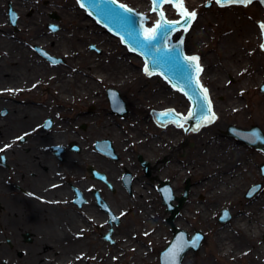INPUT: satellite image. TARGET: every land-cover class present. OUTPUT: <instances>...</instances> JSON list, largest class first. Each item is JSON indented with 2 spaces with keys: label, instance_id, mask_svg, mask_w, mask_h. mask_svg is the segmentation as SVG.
<instances>
[{
  "label": "rangeland",
  "instance_id": "1",
  "mask_svg": "<svg viewBox=\"0 0 264 264\" xmlns=\"http://www.w3.org/2000/svg\"><path fill=\"white\" fill-rule=\"evenodd\" d=\"M117 1L136 10L138 13H144L146 16L144 23L148 27L153 25L149 16L153 15L157 20L156 14H151V6L145 12L141 3L133 0ZM144 1L147 2L148 0H141L142 3ZM51 3H54L55 6H52L51 10H47V7ZM207 3L211 4L208 8L206 7ZM29 4L31 5L30 9L26 12L18 13L11 0H0V18L4 23L3 27L0 28L7 30L11 38L18 41L17 44L20 43L24 46V49L33 54L42 63L46 73L45 76L50 71L58 68L65 71L69 70L67 59L56 55L48 48L32 44L34 35L42 32L48 36H55V42H57L61 39L62 33H64L67 38H71L72 41L76 42L75 44L79 45L77 40L79 38L75 39L74 37L79 29L77 23L78 21H83L84 23L89 18L79 8L75 0H30ZM184 6L189 11L196 13L195 24L190 33L184 36L186 51L189 55L197 54L200 57L208 74L206 77L205 73L204 81L208 83V79L211 83L215 84L213 87L210 86V91L215 103L218 116L217 121L219 120L220 126H212L205 132L195 134V137L194 135L187 137L186 139L189 143L185 148L186 150H184V156H181L179 152L177 154L172 153L171 164L169 163L166 167H158L157 175L155 176L157 178L164 177L165 179H170V182L173 184V191L179 192L178 196L181 193V181L184 176H189L193 184L195 181L205 180L203 187L192 188L186 207V221H183L187 222V226L184 224L186 231L190 235L194 231H200L204 235V240L199 250L194 252L191 250L183 258L189 257L191 264H249V261L244 259L234 262L231 252L227 254L226 250L223 251V249L227 245L231 246L232 241L237 246H243L242 248L244 249L249 245L246 240L236 237V233L240 235L241 230L245 228H243V224L241 225L237 222V229L235 219L239 217L238 219L241 220V218L246 217L245 226H247L251 222H248L252 219L251 214L260 208H264V177L261 175L260 170V166L264 164V154L244 144L246 152L240 163H246L247 167L243 169L242 181L237 185L235 178L237 171H235V167L228 160L232 157L233 153L232 142L229 140L231 137L228 136L227 129L222 128L224 125H233L242 129L257 126L264 133V94L260 91V86L264 84V50L261 49V41L257 40L256 36L250 40L244 39V34L240 35V32H235V24H233L242 23L243 26H247L248 29L257 34L259 32L258 21L264 24V2H255L247 6L237 5L220 8L214 4V0H184ZM9 7H11L17 16L15 25H12L9 20ZM63 7H68V10L69 8L70 10L73 9L78 18L63 17L58 12L59 8ZM143 7H145V3ZM88 21L91 23L92 20ZM87 24L89 26V22ZM55 27L57 29L53 30L52 28ZM93 27L95 31H103L96 24ZM179 35H176L175 38ZM112 39L114 41H107L111 44L109 56L108 54L102 56L103 52L98 43H88L84 45V48L93 54L96 60L100 59L101 63L106 66L109 65L110 60L115 55L114 59L116 61H123L129 69L136 72L134 74L135 82L131 83L128 81L129 78H126L127 76L124 74L122 76L119 74L116 80H108L111 83L119 81L121 87L109 84L107 81L98 83L94 80L97 91L88 92L84 97L76 94L75 89L77 84H71L68 89L66 87L59 90L58 88H53V84L51 82L48 83L47 78H44L40 84L34 83L30 86H24V88L16 87L15 93L13 92L15 95L11 94L12 90L0 89V95H9L12 99L9 101L46 109L45 114H41L38 120L36 119L32 123L23 126L20 130L14 132L13 135L18 134V131H29L31 126L36 123L39 124V130L46 131L45 128V130L43 129V124L46 120H51L52 124L47 128V131H52L53 129L54 132L59 133L66 127L67 133L78 134L76 140L70 141L69 139L65 141L62 137L58 139L60 143L55 144V147L58 145L63 148L66 156L67 153L76 156V162H78L79 157L77 153L70 150L71 144L79 146L82 151L84 150L83 148H88L89 151H92L94 149V141L104 138L110 139L112 134H106L100 130L104 120L108 121L109 125L115 126L121 139L133 140L130 145L122 144V149L129 148V151L137 150L136 135L138 133H141L146 141L153 137H156V140L158 138L163 140L165 136H172L173 142L175 141L180 144V132L173 128L165 130L156 128L150 118V113L152 110L165 108H173L178 112H184L187 107L185 99L179 93L169 88L157 76L143 78L141 74L143 72L142 61L135 56L130 58L129 53L122 47L120 41L115 38ZM40 51L56 60L57 63L55 64L47 60ZM11 66V64L4 61L0 63V68L3 69ZM83 68L85 67H81L78 71ZM40 74L32 76L30 80L41 76ZM2 86L0 85V88ZM109 88L116 90L122 102L126 105L127 112L121 118L111 115V108L106 97V91ZM3 99L7 100V98ZM88 99H91V102H88ZM235 102L240 103L239 107L234 105ZM3 110L4 108L0 110V113ZM82 115L85 117H82ZM79 119L83 121H78ZM53 122L56 126L54 125L51 129ZM214 137L216 138L212 142L213 146L211 144L209 147H206V141H210V138L213 139ZM40 139L38 138V141ZM231 139L237 142L236 139ZM84 141L87 143L83 144ZM54 142L57 143L55 140ZM190 143L192 144L191 146H189ZM39 147L47 150L46 146ZM221 148L223 149L220 150ZM207 150L210 157L215 158L216 166L213 169L209 167L201 168L202 165L206 166L203 151ZM197 156H200V158ZM203 156L204 159H202ZM183 159L187 161L180 164L179 161ZM57 162L62 166L65 161ZM195 162H197L199 168L194 165ZM220 163L221 165L218 166ZM76 166L80 168V172L84 168V165L80 163H76ZM223 166L226 167L222 168ZM56 168L55 170H57ZM186 168L187 172L184 171ZM215 169L219 174L225 170L228 171L229 176H227V180L230 181L228 187H215L213 182L208 181L212 178ZM256 184H260V190L251 197H246L250 188ZM245 185L246 187L242 189L241 186ZM258 197L261 198L256 200ZM256 203H260V205ZM61 207L59 203H55V216L60 220L66 218L64 214L69 213L67 206ZM201 207L204 208L203 213ZM161 209L159 198L156 196L151 206V221L154 226L150 229L152 233L150 232L148 235H144L146 234L144 231L147 232V229L141 225L139 220L136 222L137 226L139 224V228L134 229V231L133 229L130 230L125 234L126 236L123 237V235L115 234L113 236L115 239L114 244L105 241L100 234L80 230V227H78L72 229L73 231L71 230V232H76V236L82 240V247H78V243H74L73 238L71 241L70 239L56 240L55 242L49 241V244L53 245V248L50 252L48 251L49 254L44 253L41 263L159 264L158 258L161 250L164 248L163 240H168V228L164 224L165 215L161 212ZM224 209L228 210L233 218L226 223H218L220 212ZM182 215L179 218H182ZM129 216L131 217L127 222L135 224V217L132 214ZM57 218L55 220H58ZM261 228L263 230L260 237L256 238V242L262 244L260 258L264 264V224H261ZM157 230H162L160 238L154 234ZM71 232L67 228L65 232L66 236H69ZM43 238L44 240L49 239L47 235H44ZM124 241L128 244H123ZM42 247L46 249V244H42Z\"/></svg>",
  "mask_w": 264,
  "mask_h": 264
},
{
  "label": "flooded vegetation",
  "instance_id": "2",
  "mask_svg": "<svg viewBox=\"0 0 264 264\" xmlns=\"http://www.w3.org/2000/svg\"><path fill=\"white\" fill-rule=\"evenodd\" d=\"M205 73L204 68L202 73L203 84L208 90H211L210 86L213 87L215 84L208 79V83L204 81ZM109 90L114 89L109 88L106 91V97L110 105ZM7 100L12 99L7 98ZM214 111L217 114L216 107ZM111 115L122 117L112 109ZM7 116L8 111L4 108L0 113V118L4 119ZM82 117L85 116L82 115ZM39 118L40 116L37 120ZM150 118L156 128L164 130L173 128L179 131L181 143L173 142L172 136H165L163 140L159 138L156 140V137H153L146 141L145 137L138 133L136 135L138 149L134 151H129V148L122 149V144L130 145L133 140L121 139L115 126L109 125L106 121L108 131L104 132L106 134L110 133L112 136L110 139L104 138L94 141V149L88 151L87 156L81 155L82 150L79 146L71 144L70 150L77 153L79 157L78 162H76V156L69 153L66 156L63 148L58 145L55 147L54 144L44 150L29 143L31 140L38 141L36 135L40 132L44 134L51 131H47L45 128L47 120L43 124V129L45 128L46 131L39 130V124L36 123L31 126L30 132L22 130L13 135L17 131L15 130L6 136L3 134L4 137H8L6 139H1L2 135H0V264H39L42 262L45 253L43 251L49 254L48 251L50 252L53 248V245H46V249H43L39 242L44 239V235L41 233L45 228H55V203H59V206H67L69 213H75L84 218L81 230L100 234L105 241L114 244L115 239L113 236L118 234L124 237L130 230L133 229L134 231V229L139 228V224L138 226L136 224L138 220L147 229V232L144 231L146 233L144 235L152 233L150 229L153 228L154 224L151 221V206L157 196L160 208H162L161 212L165 215L164 224L168 228V240H163V246L166 247L173 237L172 223L175 226L174 223L180 219L181 227H175L187 232V222L183 221H186L187 217L185 213L188 197L192 188L203 187L205 180H198L193 184L189 176H184L181 181V193L178 196L179 192L173 191V184L170 179L157 178L155 175H157L158 167H166L169 163L171 164L172 153L177 154L179 152L181 156H184V150H186L185 148L189 143L187 137L190 135L195 137V134L205 132L209 126H203L198 131L190 130L185 124L180 128L172 124L161 127L154 122L151 115ZM54 125L53 122L52 127ZM37 132L38 134H36ZM21 137L23 139H20ZM215 138L206 141V147L211 144L213 146L212 142ZM99 141H107L108 144H105L101 149H97L96 144ZM86 143L84 141L83 144ZM191 145L190 143L189 146ZM33 149L36 150V153L32 155L34 158H39L46 151L53 159L52 165L42 166L41 170H38L37 167L29 168L26 158ZM203 153L205 159L204 156L202 159H204L206 166L202 165L201 168L209 167L213 169L216 166L215 158L210 157L208 150L203 151ZM197 157L200 158V156ZM56 160L65 161L64 165L60 166ZM186 161V159H183L179 162L181 164ZM76 163L84 165L81 172ZM194 165L199 168L197 162ZM220 165L221 163L218 164V166ZM224 167L226 166L222 168ZM184 171L187 172V168ZM214 171L212 178L208 181L213 182L215 187H228L230 182L227 180L228 171L225 170L221 174L216 172V169ZM44 175H46V178H43ZM37 178H42V183L38 187L34 184ZM58 190L63 195H55ZM185 193L187 194L186 198L180 203L179 199ZM168 200L170 205L178 210L173 219L171 218L172 210L167 203ZM45 207L47 208L46 211L43 210ZM201 209L203 213L204 208L201 207ZM130 214L135 217V224L127 222L131 217ZM181 215L182 218H179ZM218 223H220L219 218ZM161 231L157 230L154 234L159 235L158 238H160ZM123 244L128 243L124 241ZM38 259H40L39 263L35 262Z\"/></svg>",
  "mask_w": 264,
  "mask_h": 264
},
{
  "label": "bare ground",
  "instance_id": "3",
  "mask_svg": "<svg viewBox=\"0 0 264 264\" xmlns=\"http://www.w3.org/2000/svg\"><path fill=\"white\" fill-rule=\"evenodd\" d=\"M14 8L18 10V13L26 12L28 9L31 8L30 0H11ZM137 3H141L145 7L144 8L145 12L150 9V3L147 1H144V3L141 2V0H133ZM264 2V0H262ZM52 6H55L54 3H51L47 7V10H51ZM68 7H63L59 8L58 12L63 16V17H69V18H78L76 16V12ZM148 13V12H147ZM152 20V23H155L156 17L151 15L149 16ZM87 19L84 23L83 21H78L77 26H78V31L76 32V35H74L75 39L78 40V44H75L76 42L72 41L71 38H67L66 34L62 33V37L60 40L55 42V36H48L46 34L37 33L34 35L35 37L33 38V43L36 44L40 47L48 48L51 50L53 53L56 55H60L62 58L67 59V66L68 69L65 71L64 69H55L50 71V73H47L45 76V70L44 67L42 66V63L38 61V59L31 54L29 51L24 49V46H22L20 43L17 44V40L11 38L10 34L8 33L7 30H3L0 28V63L1 62H7L11 64L12 66L6 69L0 68V85H3L0 89H8L12 90L11 94L16 90V87H24V86H30L33 85L34 83L40 84L44 78H47V82H51L53 84V88H58L59 90H62L63 88L67 89L69 88V85L71 84H77L76 87V94L79 96L84 97L88 92H93L97 91L96 89V84L94 83V80L98 83H104L107 81L109 84L117 85L121 87L120 82H115L111 83L108 82V80H116L118 78V75L120 74L121 76L124 74L129 78L128 81L131 83L135 82V75L136 72L132 71L129 69L123 61L118 62L114 58L116 57L115 55L113 58L110 60L109 65H104L101 63L100 59H95L94 55L89 53L87 50H85V46L88 43H98L100 45V49L102 50L103 54L109 56V53L111 52V47H110V41H114L110 36H108L106 33L103 31H95L94 27L95 23L91 21H88ZM89 22V26L88 23ZM232 23V22H230ZM3 21L0 18V27H3ZM235 24V32H240L241 34H244V39H252V38H257L261 41L262 39V34L259 31L257 34L254 31H251L248 29L247 26H243L242 23H233ZM251 31V32H250ZM59 33V34H61ZM237 35V36H240ZM106 41V42H105ZM109 41V42H107ZM130 58L132 57L129 55ZM95 59V60H94ZM140 62V61H139ZM97 69H96V67ZM81 67H85L82 70L78 71ZM116 67V68H114ZM119 68V69H117ZM112 69V70H111ZM41 73V74H40ZM141 73V70H140ZM40 74L41 76H37L34 80H30L32 76ZM83 74V75H82ZM143 78H146L148 76H145V72L141 73ZM109 77V78H108ZM85 82V83H84ZM91 82V83H90ZM113 82V81H112ZM123 84V83H122ZM124 85V84H123ZM6 86V87H4ZM65 90V89H64ZM24 92V91H22ZM12 95H15V94ZM3 98H10L9 95H0V109L6 108L8 111V116L4 119L0 118V135H2L1 139H6L8 137H4L8 135V133L18 130L21 127L32 123L35 121L41 114H45L46 109L40 108H34L30 106H22L20 104H17L12 101H4L2 100ZM88 102H91V99H88ZM234 105L239 107L240 103L235 102ZM78 121H83V120H78ZM220 126L219 120L217 122H213L212 124L205 126L208 127H216ZM2 126V127H1ZM56 126V125H55ZM106 120L102 122V126L100 128L101 132L103 131H108L106 127ZM227 126L224 125L222 129H225ZM53 128V127H52ZM104 133V132H103ZM4 134V136H3ZM78 134L72 132L67 133L66 132V127H64L61 132H54L52 131L48 133H42L36 135L37 138H41L40 141L37 140H31L29 143L33 145L34 147L38 148L39 143L43 145L39 146H52L54 144L60 143L58 139H61L62 137L66 140H76ZM55 138V139H54ZM52 140V141H51ZM57 141L56 142H54ZM232 142L233 146V153L232 157H230L228 160L230 161L231 165L235 167V171H237V176L236 182L237 185L240 184V181H242V175H243V169L247 167L246 163H240V161L244 158V154L246 152V147L243 144H239L236 141H232V139H229ZM81 151L82 156H87L89 149H85ZM221 148L220 150H222ZM219 151V150H218ZM36 153V150H31L29 152V156H27L26 161L29 164V168L31 167H37L38 170H41L42 166H51L53 162L52 157L44 151L43 155H41L39 158H34L32 155ZM224 154V153H223ZM85 158V157H84ZM70 159V158H69ZM36 161V162H35ZM25 162V161H23ZM38 162V163H37ZM236 165V166H235ZM43 178H46V175L43 176ZM42 183V178H37L34 181V184L38 187ZM245 186H241V188H245ZM55 192V195H63L62 192ZM261 197H258L256 200H259ZM61 200V199H60ZM255 203V202H254ZM257 205H260V203H256ZM60 208H62L60 206ZM43 210H47V208H43ZM56 212V211H55ZM66 218L63 219H58L55 216V219L57 218L58 220H55V228H45L41 234L47 235L49 237L48 240H41L39 244H46L47 246L51 245L49 244V241L51 240H72L74 239V243H78V247H82V240L79 239V237L76 236V232H71L72 229H76L80 227L79 229H82V224L84 221V218L81 216L76 215L75 213H67L64 214ZM252 219L249 220L250 222L249 225L245 226L246 223V217L238 219H235V226L238 229V223L241 225L243 224L244 230H241V234L236 233V237H241L243 240H246L249 245L246 249L242 248L240 245L237 246L234 241H232V245L225 247L223 249L226 250L227 254L231 252L232 254V260L238 261L239 259H244L246 261H249V264H263L261 262L260 254H262V244H258L256 242V238L260 237V234L262 232L261 224H264V208H260L259 210L254 211L252 214ZM241 217V216H240ZM238 222V223H237ZM181 220L176 221L174 224L176 227H181ZM66 224V225H65ZM144 225V224H143ZM66 228V229H65ZM67 228L70 229L69 236H66L65 232L67 231ZM241 228V229H243ZM240 229V227H239ZM73 231V230H72ZM157 235V234H156ZM159 236V235H157ZM70 237V238H69ZM48 251V250H47ZM45 252V251H44ZM46 253V252H45ZM39 260H36L35 262L39 263ZM43 264V263H39ZM82 264V263H79ZM182 264H191L189 257H185L183 260Z\"/></svg>",
  "mask_w": 264,
  "mask_h": 264
},
{
  "label": "water",
  "instance_id": "4",
  "mask_svg": "<svg viewBox=\"0 0 264 264\" xmlns=\"http://www.w3.org/2000/svg\"><path fill=\"white\" fill-rule=\"evenodd\" d=\"M152 3V12H156L158 15V22H156L151 28H154L156 24H163L164 28L160 29L157 33V39L152 41L144 40V36L147 34L145 32L148 28L143 21L145 20V14H138L134 10L131 12H125L124 9H121V5L115 0V3H106L105 0H77L80 4H83L81 7L83 10H86L88 16L95 20L99 26L106 29V31L111 34L113 37L121 39L123 45L127 47L131 54H135L138 57H141L144 61L145 67L148 68V72L154 75H159L165 82H167L173 89L179 91L187 97L189 102V109L185 116L181 113H177L171 108L165 110L152 112L153 118L155 121L161 125H167L173 123L176 126L181 124L183 121L186 122L190 128L199 129L205 124L210 122H205L204 118L211 117L214 115L211 100L209 93L207 91V99H204V93L202 92V85L199 81V75L202 72V68L199 65L201 71L197 73L195 67L190 64L187 60H182L176 57V53L179 52L181 57H191L188 56L185 52V45L183 38H179L176 41H172L174 35L181 29L184 30L183 26V17L180 14V11L174 3L165 2L159 5L156 10H153V0H150ZM253 1V0H251ZM217 2V0H216ZM123 4V3H122ZM172 4L175 10L180 14L178 20H167V18L176 19L178 15L171 7H165V13L163 7L166 5ZM219 4L229 5L232 4L228 0H221ZM239 4V3H235ZM242 4V3H240ZM125 5V4H124ZM208 3L206 6L208 7ZM128 8V7H127ZM115 10L119 15L112 14L109 10ZM184 10H186L183 7ZM144 14V15H142ZM8 15L10 21L17 19L16 14L13 12L11 7L8 9ZM133 21L135 23H133ZM193 20L187 26V31L192 25ZM260 24L261 21H258ZM56 30L57 28H52ZM175 29V30H172ZM264 34V28L261 29ZM186 32V31H185ZM166 35V39H165ZM264 45V38H263ZM56 62L55 60H53ZM199 64V60H198ZM145 76H148L145 73ZM196 81H199L197 84ZM204 89V88H203ZM261 92L264 94V84L260 87ZM110 93L114 94L112 90ZM110 95V94H109ZM210 102L211 112L207 111V105ZM112 106H119L123 111L126 112L125 104L120 102L119 98L116 96V101L112 102ZM168 112V116L163 114ZM228 133L239 139L241 142L250 145L264 153V134L258 127H252L249 130H244L234 126L228 128ZM103 143H98L97 147L102 148ZM261 170L264 175V164L261 166ZM259 186H255L251 190V194H254L258 190ZM186 193L179 199V202L182 203L186 198ZM168 206L172 210L173 219L178 210L176 207L170 205L169 200L167 201ZM226 212V211H225ZM173 240L167 246V248L161 253L160 259L161 264H182L183 257L192 251H197L201 247V242L203 236L201 232H196L190 240H187L185 243L180 238L183 233L177 228L173 227ZM185 236V234H184ZM193 241L195 243L193 244Z\"/></svg>",
  "mask_w": 264,
  "mask_h": 264
},
{
  "label": "snow or ice",
  "instance_id": "5",
  "mask_svg": "<svg viewBox=\"0 0 264 264\" xmlns=\"http://www.w3.org/2000/svg\"><path fill=\"white\" fill-rule=\"evenodd\" d=\"M106 3H115V0H105ZM165 2H171V3H174L175 6L181 10L180 11V14L181 16L184 18L183 19V26H184V31H187V26L190 24L191 20L195 19L196 17V13L193 11L191 13L187 12L186 10L183 9V4H182V0H153V10H156V8L165 3ZM221 0H217V3H220ZM228 2L230 3H242V4H247V3H251V0H228ZM81 7H83V4H81ZM121 9H124L125 12H131L132 10L130 8H127L125 5L121 4L119 6ZM109 12H111L112 14H115V15H119L118 12H115V10H112L110 9ZM13 23H15V20L12 21ZM133 23H135L133 21ZM164 28V25L163 24H156V26L154 28H151V29H146L145 32L147 33L145 36H144V40L146 41H152V40H156L157 39V33L160 29H163ZM262 28H264V26H262ZM172 30H175V29H172ZM165 39H166V35H165ZM262 47H264V45H262ZM176 57L179 58V59H182V60H187L190 62V64L192 66L195 67V71L197 73H199L201 71L200 67H199V64H198V60H199V57L197 56H191V57H181L180 56V53L177 52L176 53ZM145 72L148 73L149 75H151L152 73H149L148 72V68L145 67ZM196 83L198 84L199 81H196ZM202 92L204 93V99H207V89H201ZM207 111L210 113L211 112V104L210 102L208 103L207 105ZM164 116H168L169 113L168 112H165L163 114ZM215 119V116L212 115L211 117H205L204 120L205 122H211L212 120ZM178 126L182 127L183 125L182 124H179ZM192 130H195V129H192ZM20 139H23V137H21ZM7 147V146H6ZM195 243V241H193V244Z\"/></svg>",
  "mask_w": 264,
  "mask_h": 264
}]
</instances>
